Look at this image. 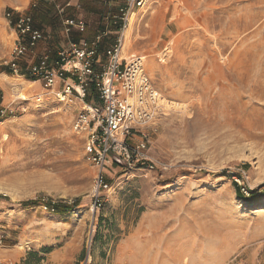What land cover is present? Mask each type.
<instances>
[{
    "label": "rangeland",
    "instance_id": "obj_1",
    "mask_svg": "<svg viewBox=\"0 0 264 264\" xmlns=\"http://www.w3.org/2000/svg\"><path fill=\"white\" fill-rule=\"evenodd\" d=\"M42 1L0 0V264H264V0H147L132 13L122 50L144 56L167 106L146 158L108 163L99 189L66 70L44 87L8 68L6 13L55 16ZM43 29L56 40L45 48L66 41L57 16Z\"/></svg>",
    "mask_w": 264,
    "mask_h": 264
},
{
    "label": "built area",
    "instance_id": "obj_2",
    "mask_svg": "<svg viewBox=\"0 0 264 264\" xmlns=\"http://www.w3.org/2000/svg\"><path fill=\"white\" fill-rule=\"evenodd\" d=\"M46 1L54 7L66 42L20 65L19 59L34 51L45 39L46 31L36 26L31 11H17L13 21V13L8 11L6 17L16 33L8 67L13 74L35 78L44 87L53 86L59 73L66 70L64 78L72 82L67 81L61 91L84 102L74 128L87 132L85 154L98 169L95 187L104 188L108 185L103 171L108 163L130 165L146 158L147 129L165 113L162 93L144 69V56L122 50L130 15L147 0H122L115 10L108 8L103 22L91 35L86 33L89 26L84 18L66 11L69 0ZM74 6L79 8L80 3ZM75 34L81 37L74 39ZM4 112L0 108V116ZM98 205L96 198L94 206Z\"/></svg>",
    "mask_w": 264,
    "mask_h": 264
},
{
    "label": "crops",
    "instance_id": "obj_3",
    "mask_svg": "<svg viewBox=\"0 0 264 264\" xmlns=\"http://www.w3.org/2000/svg\"><path fill=\"white\" fill-rule=\"evenodd\" d=\"M76 2L81 3V0H69L68 1V5L69 6L66 8L67 12H68V9H70L71 6L74 7V4ZM89 2H90L91 5H93L92 8L88 9V8H85L84 6H82L80 4V6L82 7L83 12L81 11L80 14L74 15V16H81L88 23L89 29L87 31V35H91V34L94 33V31L98 27L99 23L103 22V20H104L103 15L106 12V10H105L106 7H105V5L104 6L102 5L100 0H91ZM68 14H69V12H68ZM82 14H85V15H82ZM41 28H43V27H41ZM91 31H93V33L90 34ZM47 33H46L45 39L38 43V48L34 49L35 51L37 50L36 52H38V51L41 52V50L45 51V49H47V48H45V47H47L45 45L52 44L53 42L56 41L55 39H52L53 37L51 35L49 36V34H47ZM51 40H52V42H51ZM64 42H66V41H64ZM64 42H57L55 44V46H58L59 44L64 43ZM34 81H36V80H34Z\"/></svg>",
    "mask_w": 264,
    "mask_h": 264
},
{
    "label": "trees",
    "instance_id": "obj_4",
    "mask_svg": "<svg viewBox=\"0 0 264 264\" xmlns=\"http://www.w3.org/2000/svg\"><path fill=\"white\" fill-rule=\"evenodd\" d=\"M44 5V9L45 7H48V8H52V6H50V3H48L47 1L43 0L42 3ZM82 6H84L85 8H92L93 5L90 4V2L88 0H81V3H80ZM54 9V7L52 8ZM67 11V9H66ZM49 13V15H48ZM51 12H47V8L46 10H42V12H39V10L37 11V14L39 16L38 19L35 18L36 14L33 12V16H34V19H35V24L36 26H39V27H43L45 26L46 24H51L53 22V19L55 16L57 15H50ZM14 19V17H13ZM87 33V32H86ZM93 33V31L90 32V34ZM81 37V34H75L74 35V39H78ZM9 68V67H8ZM9 71L11 72V70L9 69ZM26 78L28 79H31V80H34L35 78H32V77H29L26 75ZM88 99V97L86 98ZM32 201V200H31ZM33 202V201H32ZM27 202H25L26 204ZM51 207L54 211L58 212V213H64L66 212L68 209H70V207H72V204L70 203H66V202H62V201H57V202H53L51 203Z\"/></svg>",
    "mask_w": 264,
    "mask_h": 264
},
{
    "label": "bare ground",
    "instance_id": "obj_5",
    "mask_svg": "<svg viewBox=\"0 0 264 264\" xmlns=\"http://www.w3.org/2000/svg\"><path fill=\"white\" fill-rule=\"evenodd\" d=\"M134 12V11H133ZM132 12V13H133ZM132 13H131V15H132ZM131 15H130V20H131ZM129 23H130V21H129ZM126 30H127V28H126ZM125 32V31H124ZM128 40H129V33L126 31V33L124 34V39H123V41H124V43H126L125 45H124V48H125V46L127 47V43H128ZM122 46H123V43H122ZM6 75V74H5ZM32 83H34V82H32ZM20 86H22V85H20ZM24 87V86H23ZM22 89V88H21ZM24 89V88H23ZM57 94L59 95V98L61 99V100H64L65 99V96L64 95H62L60 92H57ZM38 99H40V97H38ZM162 104H164V106L166 105V103H165V100H164V98L162 97ZM167 106V105H166ZM175 108V107H174ZM166 109V108H165Z\"/></svg>",
    "mask_w": 264,
    "mask_h": 264
}]
</instances>
